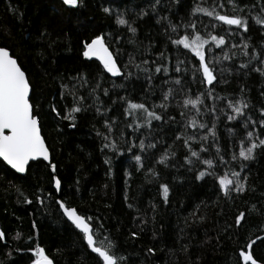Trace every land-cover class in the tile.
<instances>
[{
    "label": "trees",
    "instance_id": "trees-1",
    "mask_svg": "<svg viewBox=\"0 0 264 264\" xmlns=\"http://www.w3.org/2000/svg\"><path fill=\"white\" fill-rule=\"evenodd\" d=\"M146 2L147 0H84V6L69 9L61 0H0V46L12 45L36 86L35 103L40 105L43 116L42 134L53 153V162L58 166L56 175L62 180V189L58 193L54 189L51 169L43 160L32 162L26 174H19L0 159V229L5 232V239L0 241V264H31L34 256L27 249L34 248L37 243L45 248L54 264H98V256L87 247L83 234L64 217L55 203L58 199L76 207L80 214L93 217L94 226L102 224L106 230L105 235L110 234L120 251L130 256V264H243L239 258V249L257 235L264 236V231H261V226L264 225V216L261 215L264 212V149H257L255 160L243 161L247 164L248 188L244 193H233V199L230 200L219 190L218 182L213 176H206L202 180L195 178L198 171L206 166L186 164L184 157L188 155V151L183 147L182 141H176L173 145L175 136L172 130L182 128V124L163 125L161 130V122L154 121L153 128L156 131L153 135L163 140V146L158 145L147 153L134 149L132 153L125 151L123 155H113L107 149L104 152L100 150L102 140L96 132L104 131L103 117L96 114L94 107L77 114L74 128L69 127L72 123L70 120L62 118L65 115V105L72 107V98L66 95L61 99L60 85L69 83L67 78L76 76L78 72L87 73L93 81L79 89V94L86 97L100 73L104 75V88H111L113 81L117 84L125 83L129 92L136 89L132 92L134 98H138L147 86L143 77L137 80L133 76L130 83L122 77L114 78L104 71L98 61L86 60L81 55V41L100 32H119L123 35L115 47L124 49L123 61L126 62L127 53L135 51L134 46L124 42L130 34L126 28L118 29L115 17L103 13L102 7L124 10L129 17L135 18L136 12ZM166 2L176 13L173 20L177 22L192 7V0H180L179 4L174 3V0ZM245 2L252 3L253 0ZM9 5L15 11L10 10ZM201 18L205 23L208 22L209 18L202 15ZM135 26L138 28L137 38L143 42L141 52L150 42L154 43L151 53H137L138 60L154 59L155 53L165 50V37L161 35L162 29L156 25L154 16L136 19ZM45 28L48 34L40 38ZM261 33L258 26H251L248 37L252 44L259 46V42L264 40ZM52 41L56 43L52 44ZM186 51L181 47V52L176 53L175 46H167V55L171 57L167 63L171 71L156 75L166 79L179 75L174 72L176 56L184 59L183 53ZM213 51L219 55L218 50ZM41 52L44 54L43 58L38 55ZM188 56L191 60L190 53ZM242 59L244 58L240 57ZM117 62L120 64V60ZM238 63L239 61L237 66ZM224 66L233 67V72L225 74L228 83L217 85L216 94L232 98L240 93L243 85L244 95L250 98L251 104L256 109L264 106V96H261L264 92V77L256 72L237 74L235 67L228 61L224 62ZM187 67L190 68L191 63ZM184 79V86L190 87L194 92L204 90L198 82H190V75ZM153 83L158 87L149 101L159 103L161 86L166 90L172 85H162L160 79ZM174 87L177 90L180 88ZM125 94L123 89L110 92L109 97L101 94L105 105H111L112 110L108 115L118 117L121 128L125 123L123 106L119 102L116 105L111 102L118 95ZM176 99L182 97L178 95ZM51 103L56 104L60 116L50 110ZM86 103L91 104V99H87ZM172 103L175 105L176 100ZM207 103L211 104L213 101L209 100ZM216 103L219 107H224L219 101ZM253 111V119H257L259 113L255 109ZM168 115L174 116L177 121L181 120L180 109L174 106L169 109ZM211 119L210 116L202 117L209 125ZM229 129H235V135H230ZM123 130L126 139L135 138L132 129ZM198 131L203 132L187 129L189 134ZM217 132L222 152L227 149L229 153L225 159H230L232 152L238 153V140L244 135L243 129L239 123L227 121L225 116L220 115ZM146 133L145 129L136 136ZM114 138L119 141V131L116 129ZM120 143L121 147L126 148L122 141ZM168 145H173L171 151L176 156L170 158L167 167L156 164L155 161ZM210 145L211 141L206 144L209 146V153L202 154L205 159L215 156L216 149ZM192 147L199 150L200 144L193 142ZM133 154L144 157L145 167L140 171H137L136 162L131 158ZM106 156L111 157L110 166L104 162ZM240 164V160L231 161L229 168L239 171ZM149 167L159 173L158 180L151 175L146 178L145 173ZM216 171L223 174L219 167ZM126 172H130L131 176H126ZM164 183L170 188L167 203L163 201L160 192V184ZM38 189H43L40 193L45 197L43 205L36 199ZM48 193L52 194L51 199L47 198ZM25 197L32 200V203H25ZM129 204L134 207L129 208ZM252 205H256L260 212H250ZM241 211L245 212L247 219L242 222V226L237 227L234 218ZM201 216L204 217L203 220L200 219ZM141 218L146 221L145 224H141ZM33 222L36 224L35 228ZM226 224L233 225L227 235L221 231ZM130 231L139 232V237L133 240ZM17 232L22 234L19 240L14 238ZM29 236L33 240H27ZM229 236L232 238L229 239ZM150 247L155 249L154 254L147 253ZM253 255L264 263V242L258 241L253 246Z\"/></svg>",
    "mask_w": 264,
    "mask_h": 264
},
{
    "label": "snow or ice",
    "instance_id": "snow-or-ice-1",
    "mask_svg": "<svg viewBox=\"0 0 264 264\" xmlns=\"http://www.w3.org/2000/svg\"><path fill=\"white\" fill-rule=\"evenodd\" d=\"M61 2L69 9H78L84 6V0H61ZM174 3L179 4L180 0H174ZM9 7L10 10L15 11L11 5ZM102 11L108 16L115 17L114 22L118 29L126 28L130 35L124 42L134 46L135 51L127 53L128 60L124 62V49L115 47V44L120 42L123 33L100 32L81 41L82 57L86 60L96 58L103 65L106 73H110L113 77H122L129 83L133 76L137 80L143 77L147 86L138 98H134L132 92H135L136 89L129 92L125 83L117 84L113 81L111 88H104L102 86L104 75L100 73L94 80V87L90 88L86 97L79 94V89L93 83L89 75L85 72H78L76 76L68 77L69 83L60 85V97L64 99L68 95L72 98V107L68 108L65 105V115L62 117L72 122L69 127L76 126L77 114L87 112L89 108L94 107L96 114L103 117L104 131L97 130L96 132L102 140L101 152L107 149L113 155H123L125 151L132 153L134 149H139L140 153H147L149 150L156 149L158 145L163 146V140L153 135L156 131L153 128L154 121L161 122L159 126L161 130L163 125L182 124V128L172 130L175 136L173 145L176 141L183 142V147L188 151V155L184 157L187 165L193 166L198 163L206 166L198 171L195 178L202 180L206 176H213L218 182L219 190L224 197L230 200L233 199V193H244L248 188V173L246 171L247 164L243 161L255 160L257 149H264V106L256 109L251 104L250 98L244 95L243 85H241L240 93L232 98L217 95L215 89L220 83H228L225 74L233 72V67L224 66L225 61L232 63L237 74L247 75L250 72H256L264 77V40L259 42V46H256L248 37L253 24L258 26L262 30L261 34L264 35V0H253L252 3H247L245 0H192L191 9L178 22L173 20L176 13L172 11L166 0H147L145 6L136 12L135 18L129 17L124 10H116L111 7H102ZM150 15L155 17L156 25L162 29L161 35L165 37V50L155 53L154 59L138 60L137 53L140 55L151 53L154 43L150 42L141 52L143 42L137 38L136 19ZM201 15L209 18L207 23L204 22ZM47 34L45 28L40 38ZM55 43L56 41H52V44ZM169 45L175 46L176 53L181 52V47L187 51L183 53L184 59H180L179 55L176 56L174 72L179 75L166 79L156 74L171 71L167 63L171 59L167 55V46ZM213 49L218 50L219 55ZM189 53L191 60H189ZM38 55L43 58L44 54L41 52ZM240 57L244 59L240 60ZM118 60H120V64H118ZM237 61H239L238 66ZM23 63L20 56L13 51L12 45L0 46V158L17 173H26L29 170L30 161L42 158L43 161L48 162L53 174L54 189L60 192L62 180L56 175L58 166L53 162V153L41 132L43 116L40 105L35 103L36 86L31 81L30 74L23 67ZM189 63H191L190 68L187 67ZM130 69H135V71ZM188 75L191 76L190 82H198L204 90L194 92L190 87H185L184 78ZM157 79L162 81V85H172L166 90L161 86L159 103L149 101V97L154 95L155 88L158 87L153 83ZM174 86H180L179 90ZM116 89H123L126 93L123 96L118 95L111 102L112 105L119 102L123 106L125 117L123 128L120 127L118 117L108 115L112 110L111 105H105L104 100L101 99V94L104 97H109L110 92ZM178 95L182 99L177 100ZM261 96H264V92L261 93ZM87 99H91V104L86 103ZM173 100H176L175 105L172 103ZM209 100L213 103H207ZM217 101L224 107H219ZM173 106L180 109V121H177L174 116L168 115L169 109ZM253 109L259 113L257 119H253L255 114ZM50 110L60 116L55 103H51ZM220 115L225 116L227 121L239 123L244 132L243 137L238 140V153L232 152L230 159H225L229 153L227 149L222 152L218 142L217 123ZM204 116L212 118L210 125L207 120H202ZM124 128L132 129L135 138L126 139ZM188 128L203 130V132L189 134ZM114 129L119 131V141L114 138ZM145 129L147 130L146 135L136 136L137 133ZM235 132V129H229L230 135H235ZM120 141L126 145V148L121 147ZM209 141H211L210 146L215 147L216 152L215 156L205 159L202 154L209 153V146H206ZM193 142L200 144L199 150L192 147ZM173 145L164 148L155 161L156 164L165 167L169 165L170 158L176 156V153L171 151ZM131 158L136 162L137 171L145 167L144 157L141 154H133ZM237 160L241 161L240 170L235 171L229 168L231 161ZM104 162L110 166L111 157L106 156ZM218 167L223 170V174L216 171ZM110 173L111 167H109ZM241 173L244 175L242 176ZM149 175L154 179H159V173L153 167L147 168L146 178ZM126 176H131V173L126 172ZM17 191L20 189L17 188ZM37 192L36 199L43 205L45 197L40 195L43 189H38ZM160 192L163 201L167 203L170 192L169 185L167 183L160 184ZM51 195L48 193L47 198L51 199ZM25 203L31 204L32 200L25 197ZM55 203L58 204L63 215L83 234L87 247L98 256V264H130V256L120 251L118 244L110 234L105 235L106 230L103 229L102 224L94 226L93 217L80 214L76 207L69 206L64 200L55 201ZM128 207L133 208L134 205L129 204ZM249 211L260 212V209H257L256 205H252ZM261 215L264 216V212ZM200 219L203 220L204 217L201 216ZM246 219L245 212H239L234 218L235 226H242V222H246ZM140 222L141 224L146 223L142 218ZM35 227L36 224L33 222V228ZM232 227V224H226L221 231L227 235ZM140 231L142 232L143 229L141 228ZM261 231H264V225L261 226ZM21 235L20 232H17L14 238L19 240ZM153 236L155 237V233ZM130 237L133 240L137 239L139 232L130 231ZM4 239L5 232L0 229V241ZM27 240H33V237L29 236ZM217 240H219V236ZM258 241L264 242V236L257 235L255 239L249 240L239 249V258L243 264H262L253 255V246ZM27 250L34 256L31 264H53V260L39 243L34 248ZM184 250L186 251V246ZM154 252L155 249L151 247L147 249L148 254H154Z\"/></svg>",
    "mask_w": 264,
    "mask_h": 264
},
{
    "label": "water",
    "instance_id": "water-1",
    "mask_svg": "<svg viewBox=\"0 0 264 264\" xmlns=\"http://www.w3.org/2000/svg\"><path fill=\"white\" fill-rule=\"evenodd\" d=\"M93 60H96V61H98L99 63H100V61L99 60H97L96 58H92ZM101 64V63H100ZM101 66L103 67V65L101 64ZM108 74H110V73H108ZM111 75V74H110ZM112 76V75H111ZM113 77V76H112ZM115 78V77H114ZM41 132H42V130H41ZM43 135V134H42ZM47 143V142H46ZM0 159H2V158H0ZM40 160H43L42 158L40 159ZM32 162H34V161H30V164L32 163ZM44 162H46L47 164H48V162L47 161H44ZM6 163V162H5ZM10 168H11V166L10 165H8ZM12 169V168H11ZM12 170H14V169H12ZM19 174H26V173H19ZM59 193V192H58ZM59 200H61V199H58L57 201H59ZM66 219H67V217L66 216H64ZM68 220V219H67ZM69 222H71L70 220H68ZM72 223V222H71ZM78 230V229H77ZM79 232H80V230H78ZM85 243H86V241H85ZM90 249V248H89ZM90 251H91V249H90ZM92 252V251H91ZM93 253V252H92ZM95 254V253H94ZM97 255V254H96ZM242 263H243V261H242ZM53 264H54V262H53ZM262 264H264L263 262H262Z\"/></svg>",
    "mask_w": 264,
    "mask_h": 264
},
{
    "label": "bare ground",
    "instance_id": "bare-ground-1",
    "mask_svg": "<svg viewBox=\"0 0 264 264\" xmlns=\"http://www.w3.org/2000/svg\"><path fill=\"white\" fill-rule=\"evenodd\" d=\"M2 160V159H1ZM3 161V160H2ZM4 162V161H3ZM35 162V161H34ZM5 163V162H4ZM6 164V163H5ZM7 165V164H6ZM8 166V165H7ZM9 167V166H8ZM10 168V167H9ZM15 171V170H14ZM16 172V171H15ZM71 223V222H70ZM72 224V223H71ZM73 225V224H72ZM74 226V225H73ZM75 227V226H74Z\"/></svg>",
    "mask_w": 264,
    "mask_h": 264
}]
</instances>
